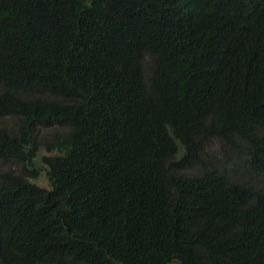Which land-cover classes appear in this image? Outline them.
Instances as JSON below:
<instances>
[{"label": "trees", "instance_id": "16d2710c", "mask_svg": "<svg viewBox=\"0 0 264 264\" xmlns=\"http://www.w3.org/2000/svg\"><path fill=\"white\" fill-rule=\"evenodd\" d=\"M0 264H264V0H0Z\"/></svg>", "mask_w": 264, "mask_h": 264}, {"label": "rangeland", "instance_id": "374dc122", "mask_svg": "<svg viewBox=\"0 0 264 264\" xmlns=\"http://www.w3.org/2000/svg\"><path fill=\"white\" fill-rule=\"evenodd\" d=\"M7 121L9 123V125H12V123L14 122L13 119H8ZM56 130H57V128L40 127L39 131H38V135H39L38 142L40 143V146H39L38 157L35 159V167L39 171V176L32 178L31 181L34 182L35 184H38L41 187H45V188H49L50 183H49V179H48V175H47V166L44 162V159H45V157L52 155V153H50L48 150H46L45 141L43 139L46 140L47 138L54 135L56 133ZM207 148L210 152H213L218 156V149H220V145L218 142L214 141V142L209 143ZM9 168H12L16 171H19L21 169V167L16 165V164L5 166L6 170ZM191 172L197 173V172H195V170H191Z\"/></svg>", "mask_w": 264, "mask_h": 264}]
</instances>
